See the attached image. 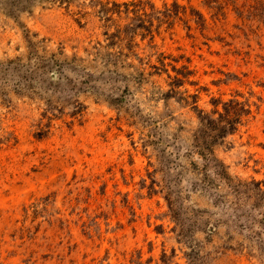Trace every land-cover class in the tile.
I'll return each instance as SVG.
<instances>
[{"label":"rangeland","instance_id":"1","mask_svg":"<svg viewBox=\"0 0 264 264\" xmlns=\"http://www.w3.org/2000/svg\"><path fill=\"white\" fill-rule=\"evenodd\" d=\"M0 264H264V0H0Z\"/></svg>","mask_w":264,"mask_h":264}]
</instances>
